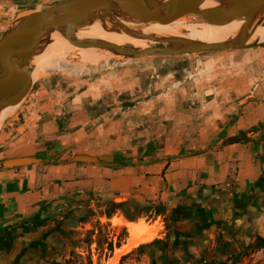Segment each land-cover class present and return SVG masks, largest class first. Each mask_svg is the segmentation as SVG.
Returning <instances> with one entry per match:
<instances>
[{
    "label": "crops",
    "instance_id": "0c3cea01",
    "mask_svg": "<svg viewBox=\"0 0 264 264\" xmlns=\"http://www.w3.org/2000/svg\"><path fill=\"white\" fill-rule=\"evenodd\" d=\"M6 11L0 8V36L14 18ZM252 51L194 74L193 65L166 75L122 68L31 89L18 134L0 136V164L40 162L0 170V241L36 226L40 240L90 200L122 205L118 213L154 206L169 224L159 256L170 264L244 255L264 239V48ZM76 155L100 162L72 163ZM243 260L264 264V249Z\"/></svg>",
    "mask_w": 264,
    "mask_h": 264
},
{
    "label": "water",
    "instance_id": "95a60500",
    "mask_svg": "<svg viewBox=\"0 0 264 264\" xmlns=\"http://www.w3.org/2000/svg\"><path fill=\"white\" fill-rule=\"evenodd\" d=\"M206 4L210 6L204 7ZM188 17L214 27L238 22L241 28L235 36L219 43H205L182 36L144 35L130 28ZM94 25L106 32L124 34L153 45L135 48L78 38L79 32ZM260 27H264V0H65L15 18L0 36V113L19 99L21 106L31 90L36 59L51 44L55 35L78 48L93 49L114 58L162 59L264 48V43L255 39ZM38 162L37 158L5 160L1 162L0 170ZM71 162L92 165L98 164L100 159L76 155ZM70 214L60 217L61 224ZM61 224L51 223L49 233L56 231Z\"/></svg>",
    "mask_w": 264,
    "mask_h": 264
},
{
    "label": "rangeland",
    "instance_id": "374dc122",
    "mask_svg": "<svg viewBox=\"0 0 264 264\" xmlns=\"http://www.w3.org/2000/svg\"><path fill=\"white\" fill-rule=\"evenodd\" d=\"M62 1L65 0H0L2 6L6 4V6L0 8L3 10H7L6 13H10V17L13 16L14 20L17 17L31 13L30 10L32 9H38L35 11H41ZM12 8L14 9V11L10 10ZM191 23L201 24L191 17L185 19L182 18L172 27V31L176 33L177 36H182L191 40H210L207 37H202L196 32H193L191 30L192 28L189 26L191 25ZM152 25L139 26L138 28H133V26H131L130 28L137 29L144 35H148ZM148 45L152 46L153 44L148 43ZM252 50L253 49L245 50L247 52L241 50L216 51L201 55L181 56L176 59H172V61L164 58H114L99 53L98 51L85 50L80 53L74 52L73 54H71L67 58V61H65L62 66H60L55 72L35 81L32 84L31 89L35 91L40 88L41 83L45 79L58 80L59 82H57V84H53V87L58 86V88H61L62 86H65V84L73 82L75 80L89 81L97 77L102 72L115 71L122 68H138L142 73L166 75L168 71H171L178 66L179 69H184L187 67L189 69V67L193 65L194 67H192V70L187 71H192L191 73L194 74L196 73L197 69L204 70L205 67L208 68L216 60H222V58H224V60H222L223 62L228 58L231 60L234 56L242 54L250 55L253 52ZM93 55L101 57L98 60L99 62L96 61V56L94 57ZM173 60L176 61L175 64H172ZM222 62H219L217 65H227L225 64V62ZM228 65L230 67L228 70H230L232 64L230 63ZM182 76H189V73H184L182 74ZM147 80L151 81V79L149 78ZM19 112L20 106L14 109L11 114H9L0 131V136L12 134L9 135L10 138L8 141H10L18 134L17 130L20 129V125L22 124ZM16 118H18V120L15 121L13 126H8V123H11L12 120ZM127 211H130V209H128ZM127 211L124 210L121 213H118L115 210H112L109 204H107L105 208H99L92 205L90 200L85 201L81 206L78 207V209L71 211V214L69 215L68 220L65 224L63 234L60 235L58 242L56 243V239L52 240V243H55V247L50 251L46 250L47 253H45V260L43 258V261L41 259L40 261H42L43 264H64L70 258V255L74 253L82 260H84L88 256V254H90L93 264H109L110 260L113 258L115 250H117L118 248H114V252L112 253V255H107V258L106 245L104 243L107 242V244H109L110 242H112L113 244H116L120 242L122 248L127 242L129 235L128 230L130 231L131 227L139 224L151 228L156 232V236L151 242H153L154 240L161 241V239L159 238L160 235H164L162 237L164 240L162 241L163 243L167 241L168 231L170 229L167 218H158L157 212L155 213L154 206H142L141 208L136 207L134 210H132V214H129V212ZM108 212H113V214L108 217ZM113 221H115L116 223H118L119 221L121 225H119V227L115 226ZM131 221L135 222L133 223L134 225L127 223ZM97 238H99L103 242V252H97L95 243H93L91 246H88L89 241L95 242ZM134 250L127 254H122L121 257L117 260L116 264L163 263L162 258L159 256L161 250L160 246L149 247L141 255L136 252L132 253ZM189 257L193 258L192 261H188V259H185V261H188L189 264H203L204 260H206L207 262L210 260L204 254H199L196 258L193 256ZM245 261L242 260L241 264H246ZM38 262V258L35 257L29 264H37Z\"/></svg>",
    "mask_w": 264,
    "mask_h": 264
},
{
    "label": "bare ground",
    "instance_id": "6f19581e",
    "mask_svg": "<svg viewBox=\"0 0 264 264\" xmlns=\"http://www.w3.org/2000/svg\"><path fill=\"white\" fill-rule=\"evenodd\" d=\"M209 4H206L204 7H209ZM179 20L162 23V24H153L149 30L148 35H154L157 37H168V36H177L176 33L172 31V27ZM193 32H196L202 37H207L210 40H196L205 43H219L224 42L233 36H235L241 28V23L234 22L226 26L214 27L206 24H195L191 23L189 25ZM131 27V26H130ZM79 39H91V40H102L115 45H131L135 48H146L148 43L143 40L133 39L124 34L109 33L102 30L98 25H94L90 28H87L78 33ZM255 39L259 40L260 43H264V27H260L255 33ZM95 51L93 49H81L76 46L69 44L67 41L63 40L58 36L52 37V42L45 51L36 59V67L31 76L30 85L49 74L55 72L62 64L67 61V58L74 52L82 51ZM76 55V54H75ZM94 56V55H93ZM96 56V55H95ZM94 56V57H95ZM91 57V56H90ZM96 61L101 57L96 56ZM99 62V61H98ZM68 63V62H67ZM66 63V64H67ZM94 64V63H93ZM20 99L16 100L9 106H7L0 113V131L4 125V122L7 120L9 114L13 112L14 109L18 108ZM115 226L121 225L120 222L116 223L113 221ZM156 236V232L151 228L139 225H134L129 231V236L127 239V244L122 250H116L113 258L110 260L109 264H116L117 260L121 257L122 254L129 253L132 249L138 247L141 243L151 242ZM141 244V245H142Z\"/></svg>",
    "mask_w": 264,
    "mask_h": 264
},
{
    "label": "flooded vegetation",
    "instance_id": "af4514ba",
    "mask_svg": "<svg viewBox=\"0 0 264 264\" xmlns=\"http://www.w3.org/2000/svg\"><path fill=\"white\" fill-rule=\"evenodd\" d=\"M64 227L65 224L58 231L43 236L40 240L38 238L40 233L37 232L38 227L36 226L34 231L22 230L10 242L0 241V264H29L35 257L39 260L37 264H43L42 259L45 260L46 250L50 251L55 247L52 240L56 239V243L58 242Z\"/></svg>",
    "mask_w": 264,
    "mask_h": 264
},
{
    "label": "trees",
    "instance_id": "16d2710c",
    "mask_svg": "<svg viewBox=\"0 0 264 264\" xmlns=\"http://www.w3.org/2000/svg\"><path fill=\"white\" fill-rule=\"evenodd\" d=\"M122 208H123L122 205H114L112 207V210H120ZM112 214H113V212H108L107 216L110 217ZM127 223L128 224H133L135 222H127ZM93 243L96 244L97 252H103L104 251L103 242L99 238H97V240L95 242L89 241L88 246H91ZM104 244L106 245V252H107L106 257H107V255H109V256L112 255V253L114 252V248H118L119 249L122 246L120 242H118L116 244H113L112 242L107 244V242H106ZM154 246H160L162 248L164 246V243L162 241H160V240H154L153 242H151L149 244L140 245L132 253L136 252L139 255H141V254L144 253V251L147 248L154 247ZM263 249H264V239L260 238V237H257L255 239V241L252 244L249 245V247L247 248L246 253L244 255H240V256L234 257L233 259L227 260L225 262L217 261V260H209L207 262L206 260H204L203 264H241L242 260L245 257H248L250 254H253V253L258 252V251L263 250ZM184 258L186 260L188 259V261H192V259H193L192 257H189V256H186ZM168 259L167 258H162V260H163L162 264H170L168 262ZM73 263H77V264H93L90 254H88V256L84 260H82L76 254L72 253L70 255V258L64 264H73Z\"/></svg>",
    "mask_w": 264,
    "mask_h": 264
}]
</instances>
